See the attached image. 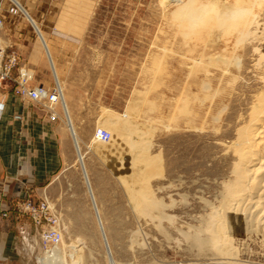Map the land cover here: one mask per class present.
<instances>
[{
    "label": "rangeland",
    "instance_id": "rangeland-1",
    "mask_svg": "<svg viewBox=\"0 0 264 264\" xmlns=\"http://www.w3.org/2000/svg\"><path fill=\"white\" fill-rule=\"evenodd\" d=\"M216 1L219 12L235 2L95 0L84 37L55 41L65 57L67 51L73 54L62 87L87 152V179L114 264H227L228 259V264H264V207L245 220L235 215L234 223L236 216L248 222H236L240 232L232 223L228 233L235 249L229 258L193 241L199 234L206 237L205 221L222 204L235 161L226 146L254 88L238 39H221L220 51L214 49ZM74 114L80 116L76 124ZM62 119L68 124L65 109ZM98 127L112 132L110 143L95 142ZM72 175L82 177L83 189L68 188L63 172L52 204L65 227L60 248L74 251V264H110L86 176L82 169ZM80 190L88 202L68 217L56 197ZM19 202L9 218L0 213L6 241L0 242V264H39L44 257L39 234L30 221L18 219Z\"/></svg>",
    "mask_w": 264,
    "mask_h": 264
},
{
    "label": "crops",
    "instance_id": "crops-1",
    "mask_svg": "<svg viewBox=\"0 0 264 264\" xmlns=\"http://www.w3.org/2000/svg\"><path fill=\"white\" fill-rule=\"evenodd\" d=\"M17 1L23 10L11 0H0V14L5 21L0 37L2 44L9 51L19 53L20 65L33 75L32 86L50 90L58 85L61 87L62 82L66 84L68 81V61L73 54L67 51L66 58L55 41L78 42L84 37L95 0ZM11 9H17V13ZM50 57L54 65L49 62ZM13 89L12 83L0 89V102L4 105L0 120V213L27 198L47 197L54 204V196L61 186V173L67 175L65 185L74 190L83 189L79 185L82 177L75 174L81 169L86 173L84 158L87 152L82 149L78 152L77 138L80 148L82 143L79 128L72 122L66 101V116L68 121L71 120V124L68 122L71 128L62 119L61 107H58L60 120L52 122L40 105L15 96ZM79 118L74 114L75 124ZM71 174L75 176H69ZM84 196L80 190L70 197H56V203L64 207L66 216H76L88 202ZM93 209L96 210L95 206ZM95 215H98L97 210ZM4 236L0 233V242L6 244ZM0 259H4L1 251Z\"/></svg>",
    "mask_w": 264,
    "mask_h": 264
},
{
    "label": "bare ground",
    "instance_id": "bare-ground-1",
    "mask_svg": "<svg viewBox=\"0 0 264 264\" xmlns=\"http://www.w3.org/2000/svg\"><path fill=\"white\" fill-rule=\"evenodd\" d=\"M12 2L16 6L21 8V10H23L21 5L16 0H12ZM218 3H220V1H216L214 8H212L214 21L212 23L211 30L217 42V44H214V49L220 51L219 44L221 39H224V41H227L234 37L238 39V42L243 47L240 58L241 60H246V58L249 57V66H247L246 71L251 76L250 82L254 84V88L249 92L251 101L249 102L247 112L244 115L241 114L238 116V122L235 129V138H233V140L226 146L227 150L231 151L235 161L233 162L230 177L223 186V201H221V207L219 206L218 210L213 211L212 214L209 215L210 218L208 217L209 220L205 221L207 222V224H205V232L207 233L206 237H200L201 234H199L200 236L195 235L196 237H194L193 240L196 242L197 246L198 244L210 246V249H215L221 255H224L222 259H225L229 258L227 256L232 254L231 252L234 251L233 249H235L232 245L233 239L232 237H230L231 235L229 236L228 233V231L230 232V228L231 230L233 229L231 226L232 223H234L232 220L235 218V215L244 217L243 219L245 220V217L246 219L250 218V216L253 217V214L256 213L258 209L264 207V0H235V2L232 1L228 5V10H223L220 12L216 8ZM237 10H242L244 12L243 17L238 20L231 19L232 13ZM46 47L48 49L47 45ZM58 87L63 98L66 113V99L64 90L62 86L60 87L58 85ZM69 121L71 122L70 119ZM69 123L68 126L70 127L71 123ZM95 142L98 141L95 139ZM77 143L78 152H81L80 142L78 138ZM87 176L88 175L86 173V179L88 178ZM87 186L89 194L91 195L90 197L92 200V204L93 206H95V209L98 212V225L102 231L103 237H106L107 239V236L104 233L105 226L101 216L102 214L98 209L97 198L88 179ZM163 205L164 204L162 203H153V206H158V208H164L165 205L164 207H162ZM168 208H170V206H168ZM212 208L211 210H213ZM253 210L256 211L253 212ZM166 216L163 215L162 218H165ZM237 216L234 220L235 225L236 222H238V224L242 222H239L237 220ZM169 218H167L166 220H169ZM244 220L243 222L244 224H246L248 221L246 220L245 223ZM235 225H233V227ZM250 225L251 227L253 226L252 224ZM236 227L239 230L235 229V231L237 230L240 232V225H236L234 228ZM245 228L247 229V227ZM73 252L74 251L69 250L67 246L65 250H62L59 246L54 250L53 254H45L43 258H40L39 264H74V256L72 255ZM108 257L110 264H114L111 251ZM230 257L233 258L232 255ZM219 259L222 260L221 258ZM214 261H216V259ZM228 261L229 259L227 260V264ZM232 261L235 262V259Z\"/></svg>",
    "mask_w": 264,
    "mask_h": 264
},
{
    "label": "built area",
    "instance_id": "built-area-1",
    "mask_svg": "<svg viewBox=\"0 0 264 264\" xmlns=\"http://www.w3.org/2000/svg\"><path fill=\"white\" fill-rule=\"evenodd\" d=\"M17 13L16 9H11ZM4 25V19L0 14V29ZM20 55L16 51H9L0 40V89L7 83L14 84L13 93L22 99H28L40 105L49 114L52 122L60 120L58 107L65 109L63 98L59 87L47 89L43 86H32L33 75L25 67L20 65ZM4 105L0 102V120ZM95 139L107 144L112 139L111 132L103 127H98L95 131ZM12 208L2 212L4 218L12 215ZM18 219L28 220L39 234V242L45 254H53L54 250L61 246L65 227L55 206L47 197L40 199L27 198L15 205Z\"/></svg>",
    "mask_w": 264,
    "mask_h": 264
},
{
    "label": "clouds",
    "instance_id": "clouds-1",
    "mask_svg": "<svg viewBox=\"0 0 264 264\" xmlns=\"http://www.w3.org/2000/svg\"><path fill=\"white\" fill-rule=\"evenodd\" d=\"M244 15V12L242 10H237L234 13H232L231 19L233 20H238L242 18Z\"/></svg>",
    "mask_w": 264,
    "mask_h": 264
},
{
    "label": "water",
    "instance_id": "water-1",
    "mask_svg": "<svg viewBox=\"0 0 264 264\" xmlns=\"http://www.w3.org/2000/svg\"><path fill=\"white\" fill-rule=\"evenodd\" d=\"M71 128V127H70ZM86 174V173H85ZM104 241H105V245H106V248H107V251L108 253L110 254V247H109V244H108V241L106 239V237H104Z\"/></svg>",
    "mask_w": 264,
    "mask_h": 264
}]
</instances>
